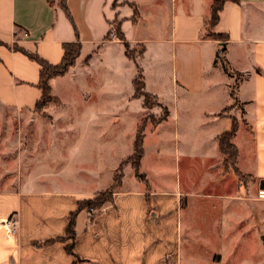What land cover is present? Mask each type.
<instances>
[{
	"label": "crops",
	"instance_id": "obj_1",
	"mask_svg": "<svg viewBox=\"0 0 264 264\" xmlns=\"http://www.w3.org/2000/svg\"><path fill=\"white\" fill-rule=\"evenodd\" d=\"M212 3L213 0H0V103L33 110L43 95L39 86L41 65L14 49L16 45L59 64L65 44L78 42L80 56L87 46L91 48L85 58L88 66L95 55L101 56L114 43L121 44L126 56L143 69L145 90L149 88L148 68L141 67V61L146 60L152 46L172 64L170 83L175 96L183 92L189 97H208L214 103L212 113L217 123L226 120L229 129L213 133L220 154L210 160L220 159L219 137L235 121L237 166L251 175L260 189L264 187V0L225 2L214 27L217 33L229 36L223 58H219L222 41L204 34ZM114 29H119L134 48L142 47L137 59L127 54L125 41L115 37ZM221 61H226L231 73L226 72ZM156 65L157 77L162 78V65ZM69 71L51 80L53 88ZM146 91L159 99L160 88ZM133 96L137 97L135 92ZM230 105L234 106L232 112H224ZM27 157L17 163L14 186L5 189L2 185L7 177L0 156V222L12 214L20 220L13 236L0 226V264H72L74 256L66 251V242L46 246H37L36 242L64 235L69 215L78 208V202L112 188L113 176L105 186L85 190L62 180L61 173L53 169L38 170L41 160ZM118 167L113 169V175ZM154 169L155 174L164 173ZM145 176V180L136 176L130 182L124 178L114 189V202L104 205L94 220H89L87 210L79 213L75 249L86 259L80 264H178L185 225L183 200L203 198L206 188L186 186L181 178L172 184L166 177L158 180Z\"/></svg>",
	"mask_w": 264,
	"mask_h": 264
},
{
	"label": "rangeland",
	"instance_id": "obj_2",
	"mask_svg": "<svg viewBox=\"0 0 264 264\" xmlns=\"http://www.w3.org/2000/svg\"><path fill=\"white\" fill-rule=\"evenodd\" d=\"M119 34L114 29L115 37L120 38ZM129 46L137 59L142 47ZM90 51L87 46L75 66L56 83L55 98L47 104L18 110L0 103V156L7 177L2 187L14 186L17 163L29 155L31 160H41L38 170L53 169L61 173L62 180L85 190L105 186L112 176V188L107 190L119 187L116 184L124 178L142 180L134 168L133 154L144 124L139 173L158 180L166 177L172 184L181 178L186 186L206 188L203 198L183 200L185 225L178 264H264V199L259 197L258 182L236 166L233 149L230 156L221 153L220 159L210 160L220 154L213 133L229 129L226 120L217 123L214 119L212 100L183 92L175 96L170 83L172 64L150 46L146 60L141 61V67L148 68L146 90L158 87L161 92L159 99L151 97L150 107H145L143 97L133 96V79L143 69L126 56L123 45H110L86 66ZM158 63L162 78L157 77ZM159 100L169 115L155 126L154 120L164 113ZM233 107L224 112H232ZM154 167L164 173L155 174Z\"/></svg>",
	"mask_w": 264,
	"mask_h": 264
},
{
	"label": "trees",
	"instance_id": "obj_3",
	"mask_svg": "<svg viewBox=\"0 0 264 264\" xmlns=\"http://www.w3.org/2000/svg\"><path fill=\"white\" fill-rule=\"evenodd\" d=\"M227 0H213L212 6H211V11H210V16L206 19V29L204 30V34L206 36L209 35V37H212L214 39H218L222 42H225L229 39L228 34L226 33H217L214 30L215 25L218 23L220 19V12L222 11L224 4ZM137 13V12H136ZM119 30V29H118ZM208 32V33H207ZM208 34V35H207ZM120 38L125 41V46H126V51L127 54L134 58L129 51V42L125 40L123 34L120 32ZM65 48V54L64 58L61 63L59 64H52L46 59L42 58L38 53L31 52L23 47H20L16 45L14 49L18 51H22L26 55H28L32 60L37 61L42 69H41V78H40V83L39 86L43 91L42 98L38 101L36 108H39L40 106H43L47 104V102L52 101L55 98V95L53 93L54 88L51 83V80L60 75L66 74L72 66L75 65L78 57L80 56L81 53V44L78 42H68L64 46ZM226 48V47H225ZM225 50V49H224ZM219 58H223L219 54ZM224 67L226 72L231 73L229 67L227 66L226 61H224ZM146 84L144 81V76L143 73L139 71L138 75L134 79V88H135V96L138 97H143L144 98V106L145 107H150L149 100L151 97H154L152 94L147 92L145 90ZM164 109V113L162 114L161 117L158 119L154 120V125L157 126L160 124L162 121L166 120L168 115H169V109L166 105L158 102ZM237 130V123L234 121L233 127L220 135L219 137V145H220V150L221 153L225 156H230L232 154V150L235 154V162H237V158L239 155V151L237 146L233 142V138L236 134ZM144 124L139 128L138 134L136 136L135 140V152H134V168L137 172V175L142 178V180H145V174H140L139 169L141 165V160L144 155ZM237 166V163H236ZM121 183L116 184L119 186ZM115 197H114V190H107L100 192L97 194L94 198H89V199H84L80 200L78 202V208L74 211H72L69 215V224L67 226L66 233L62 236H57L53 238H49L45 241L42 242H36L37 246H46L50 245L56 241H63L66 242V251L74 256V261L72 264H80L81 262L85 261L86 259L80 256L76 252V243L78 239V234L76 231V224H77V219L78 215L82 210H87L89 214V220H94V218L97 216V214H94L93 212L90 211L91 208L94 210H99L101 209L104 205L107 203L114 202ZM148 203L150 201V198L148 196L147 198ZM70 241V242H69Z\"/></svg>",
	"mask_w": 264,
	"mask_h": 264
},
{
	"label": "built area",
	"instance_id": "obj_4",
	"mask_svg": "<svg viewBox=\"0 0 264 264\" xmlns=\"http://www.w3.org/2000/svg\"><path fill=\"white\" fill-rule=\"evenodd\" d=\"M259 197L264 199V187H261L259 189ZM90 211L93 213L95 212L93 208H91ZM89 214L90 213L88 212V215ZM0 226H3L5 228L8 236H13L18 232V229L20 227V220L18 219L16 214H12L9 218L0 222Z\"/></svg>",
	"mask_w": 264,
	"mask_h": 264
},
{
	"label": "water",
	"instance_id": "obj_5",
	"mask_svg": "<svg viewBox=\"0 0 264 264\" xmlns=\"http://www.w3.org/2000/svg\"><path fill=\"white\" fill-rule=\"evenodd\" d=\"M220 45H221V49H220V51H219V54H220L221 56H223V51H224V49H225V47H226V44H225V42H221ZM261 186H264V180L261 182Z\"/></svg>",
	"mask_w": 264,
	"mask_h": 264
}]
</instances>
